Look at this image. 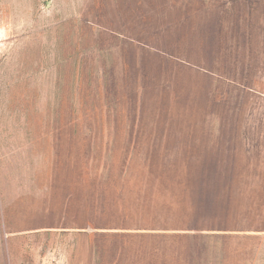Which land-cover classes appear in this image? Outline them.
<instances>
[{
    "label": "rangeland",
    "instance_id": "1",
    "mask_svg": "<svg viewBox=\"0 0 264 264\" xmlns=\"http://www.w3.org/2000/svg\"><path fill=\"white\" fill-rule=\"evenodd\" d=\"M179 251L264 264V0H0V264Z\"/></svg>",
    "mask_w": 264,
    "mask_h": 264
},
{
    "label": "trees",
    "instance_id": "2",
    "mask_svg": "<svg viewBox=\"0 0 264 264\" xmlns=\"http://www.w3.org/2000/svg\"><path fill=\"white\" fill-rule=\"evenodd\" d=\"M191 256H192V254L190 256L186 257V256H184L182 251H179L177 253V256L175 257L176 261L174 264H193L194 259L191 261Z\"/></svg>",
    "mask_w": 264,
    "mask_h": 264
}]
</instances>
